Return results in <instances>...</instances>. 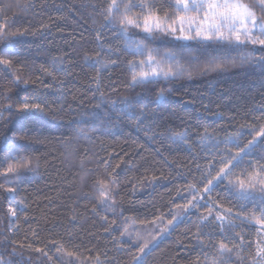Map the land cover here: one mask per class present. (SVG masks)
I'll list each match as a JSON object with an SVG mask.
<instances>
[{
	"label": "trees",
	"instance_id": "trees-1",
	"mask_svg": "<svg viewBox=\"0 0 264 264\" xmlns=\"http://www.w3.org/2000/svg\"><path fill=\"white\" fill-rule=\"evenodd\" d=\"M15 1L0 0V20L8 21L7 31L23 33L0 39V56L13 61L7 70L0 65V258L12 264H49L28 248L31 244L54 260L56 247H62L65 254L94 263L99 256L101 264H131L138 248L122 238V223L130 219L148 224L170 217L172 209L187 203L191 185L202 191L207 181L201 183V177L209 161L227 162L229 153L252 139L254 133L246 126L264 124V63L239 59L241 54L261 53L252 52L250 45L182 44L164 38L162 47L181 54L185 71L133 86L128 62L141 56H134L123 37L105 25L109 0H30L28 8L23 5L29 0H22L23 12L17 15L6 9ZM162 2L168 9L169 0ZM255 11L261 14L258 7ZM215 63H223V69H216ZM104 65L109 67L101 71ZM205 65L210 68L202 71ZM16 76L20 84L14 82ZM24 80L29 81L27 88ZM161 91L164 96L158 99ZM26 97L45 102L46 111L20 112L18 106ZM122 97L140 98L135 114L119 115L125 107L119 103ZM102 99L104 104L94 109ZM108 101H117L116 110L107 106ZM205 129L218 143L199 142ZM176 132H185L187 142H174ZM9 151L17 158L31 157L35 170L3 175ZM248 159L264 162V144H257ZM240 166L239 171L250 167L246 162ZM11 179L17 181L14 194L5 191ZM99 181L114 190V207L93 210L101 199ZM233 193L226 182L217 186L197 210L143 254V264H214L221 259V240L229 247L240 243L234 233L248 243L239 252L243 261L232 253L231 264H251L255 225L233 215L241 227L228 231L233 238L225 239L214 219L206 224L200 220L208 214L210 201L233 214H259L258 207ZM14 202L17 215L12 218L8 209Z\"/></svg>",
	"mask_w": 264,
	"mask_h": 264
},
{
	"label": "snow or ice",
	"instance_id": "snow-or-ice-1",
	"mask_svg": "<svg viewBox=\"0 0 264 264\" xmlns=\"http://www.w3.org/2000/svg\"><path fill=\"white\" fill-rule=\"evenodd\" d=\"M30 6V0L23 5L24 8ZM257 7L261 10L260 15L255 11ZM104 20L105 25L111 26L123 37L126 48L134 56L144 57L143 59H133L128 62L131 68L130 84L133 86L152 82L160 78L167 80L185 71L184 65L179 62L175 52L168 50L161 56L157 49L150 47L146 43V41L154 40L158 36L170 37L175 40L211 41L244 48L250 45L252 46V52L259 51L261 55L253 56L251 53H246L241 54L239 59L242 62L264 63V0H255L254 5L246 2V0H169L168 9L165 8L162 0H109ZM18 34L23 33H9L6 30V25L0 23V39L8 36L14 37ZM94 63H98V61H94ZM12 64L13 61L11 59L0 56V65L4 66L6 70ZM108 67L109 65H104L101 71H106ZM223 67V63H215L216 69H223ZM209 68L210 65H205L202 71H207ZM45 72L48 75H52L47 70ZM14 82L20 84L21 77L16 76ZM96 83L97 90H99L98 79ZM28 86L29 81L24 80L23 87L27 88ZM163 96L164 92L161 91L158 94V99L163 98ZM101 97H103V93H101ZM36 99L37 97H26L19 104V111L24 113H44L46 111L45 102H30ZM139 99V97L120 98L119 103L125 107L119 109V115L135 114L137 111L136 104ZM143 99L146 100L147 98L144 97ZM102 104H104L103 99L100 104L94 105V109L100 108ZM116 105L117 101L107 102V106L111 110H116ZM11 107L12 105H9L6 110H10ZM139 111L140 117H144L143 109ZM85 115L87 113H81L82 117ZM94 115L95 113L93 112ZM0 118H2V113H0ZM246 127L250 130V134L254 133L252 139L237 152L229 153L230 159H227V162H224L223 159L209 161L208 171L201 177V183L205 180L207 182L203 184L201 192H197L195 184L190 186L189 195L192 198L183 206V211L187 214L196 209L201 205V201L205 200L217 186L226 182V187L230 192L235 190L233 194L245 204H252L254 209L258 207L259 214L257 215L255 211L249 214H233L231 209L224 210L222 205L210 201L208 214L201 216V223L206 224L210 218L214 219L220 226L221 235L225 239L233 238L226 234L228 231L241 227L240 224L235 222V219L231 218L233 215L244 224L255 225L257 235L255 255L250 257V262L251 264H264V162H253L251 159L245 161V157L253 155L257 144H264V124L259 126L252 124ZM235 135L238 137L239 133ZM4 139L6 140L7 138L5 137ZM171 139L174 142L178 140L186 143L188 138L185 132H176ZM199 142L215 144L218 143V140L205 129ZM7 147L11 149L10 145H7ZM7 158L10 162L3 170V175L5 176L8 174H19L22 171L35 170L31 157L20 156L17 158L12 156L11 151H9ZM245 162L252 170L243 169L240 174H237L234 169ZM104 164L107 166L108 161H104ZM217 164L221 165L218 170L216 169ZM213 170H215L214 176H212ZM113 172H115V169H113ZM210 176L211 178L209 179ZM109 177L111 182L115 184L116 181L112 173H109ZM2 187L0 185V188ZM98 187L101 199L98 201V205L93 206V210H96L97 206L109 204V201H113L110 206L114 207L112 189L104 181H99ZM5 191L15 193L17 189L7 188ZM18 203H22V201ZM244 206V204L241 205L242 208ZM213 209H219L215 212V215H213ZM8 211L12 218L16 217V208L9 206ZM104 219L107 220L106 217ZM179 219L181 217L173 215L172 220L168 221L169 227L161 229L158 235L162 237L164 233L170 232L174 221ZM73 220H75V217H73ZM112 223L115 224V221H112ZM105 231L108 232L109 229H105ZM233 236L238 237L240 243L229 247L224 240H221L217 245L221 259L219 262H214V264H231L232 253H237L236 259L243 261L244 257L240 256L239 252L248 242L245 241L244 236L240 233H234ZM155 242L156 238L154 237L150 243L155 245ZM197 243L203 245V241L200 239H197ZM20 247L23 248L24 245L21 244ZM28 248L40 254L41 257L52 261V264H81L80 258L78 256L74 257L72 252L66 253L70 259L65 261V250L62 247H56L55 260L43 248L36 247L33 249L31 244L28 245ZM146 249L151 250L149 242L141 245L139 252L146 254ZM13 254H15V249ZM134 260L137 264H143L142 255L134 257ZM96 261L97 264H101L99 256L96 257ZM0 264H12V261L0 258Z\"/></svg>",
	"mask_w": 264,
	"mask_h": 264
},
{
	"label": "rangeland",
	"instance_id": "rangeland-1",
	"mask_svg": "<svg viewBox=\"0 0 264 264\" xmlns=\"http://www.w3.org/2000/svg\"><path fill=\"white\" fill-rule=\"evenodd\" d=\"M8 1H11V0H6V2H8ZM21 2H22V0H16L14 2V4H13V7L12 6H8V7H6V9H8V11L11 12L12 14H16L17 15L18 13L23 12V8L21 6V4H22ZM254 2H255V0H254ZM0 23H4L6 25V30H7L8 21L2 22L0 20ZM164 38L166 40L169 39V40H173V41H176V42H180L182 44H188L190 42H193V41H186V40H175V39H172L170 37H159L158 36L154 40L146 41V43H148L150 47L157 49L159 55L162 56L166 52V50L161 45V43L164 40ZM200 42L208 43V42H211V41H200ZM187 52L188 51H185V54L182 55V56L187 55ZM176 54H177V57L179 58V62L182 65H184V68H186V62H185V60L183 61V59L181 57V54H178V53H176ZM143 58L144 57H141V59H143ZM169 63H171V62H169ZM187 66L190 67L188 64H187ZM240 167L241 166L239 165L237 168L234 169V171L237 174L241 173V171H239ZM244 169H247L248 171L252 170L251 167H248V168L244 167ZM16 182H17L16 179L14 181H12V179H11V181L9 180L7 188H15L16 189ZM109 187L111 188V186H109ZM233 191H235V190H233ZM113 192H114V190L112 189V196L114 197ZM10 194H14V193H10ZM186 195H187L186 200L188 202V200H190L192 198V196L189 195V192H187ZM112 203H113V201H109V204L103 205V208L104 209L110 208V205H112ZM201 203H202V201H201ZM185 204H187V203H185ZM17 205H18L17 202H14L12 204V207L15 208ZM183 206H179L177 208L172 209L170 217L163 216V217H161V218H159V219H157V220H155V221H153L151 223H148V224H137L133 220H130V219H128L126 222L124 221L122 223V226H121L122 227V232H123L122 238L126 242H128L131 245H134V246H136L138 248L137 256H141V255L143 256V254L139 252V247L141 245H143L145 242H149V248H150V247L153 246V244L150 243V242L153 241L154 237L156 238V242L155 243H157L161 238L166 236L168 232L164 233L162 235V237L160 235H158V233H160L161 229H165V228L169 227L168 221L172 220L173 215L181 217V219L174 221V224H175L176 222L186 218L187 215H189L192 211L197 210V209H193L192 211H190L187 214H185L184 211H183ZM146 251H147V249H146ZM74 257H76V256H74ZM55 258H56V256H55ZM79 258H80L81 264H97V263L91 262V261H89L87 259H84V258H81V257H79ZM64 259H65V261H67L70 258L67 257V255L65 254L64 255ZM135 263H137V262L135 260H133V262L131 264H135ZM49 264H52V261H50Z\"/></svg>",
	"mask_w": 264,
	"mask_h": 264
}]
</instances>
